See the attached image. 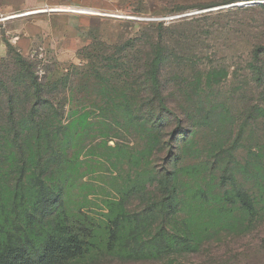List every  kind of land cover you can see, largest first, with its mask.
<instances>
[{"label": "rangeland", "instance_id": "1", "mask_svg": "<svg viewBox=\"0 0 264 264\" xmlns=\"http://www.w3.org/2000/svg\"><path fill=\"white\" fill-rule=\"evenodd\" d=\"M55 3L0 9V81L23 115L30 66L44 94L49 134L27 140L26 169L65 212L19 218L18 244L39 236L31 264H264V0ZM156 88L162 129L141 113L161 107Z\"/></svg>", "mask_w": 264, "mask_h": 264}, {"label": "trees", "instance_id": "2", "mask_svg": "<svg viewBox=\"0 0 264 264\" xmlns=\"http://www.w3.org/2000/svg\"><path fill=\"white\" fill-rule=\"evenodd\" d=\"M261 8H264V6ZM8 48L10 49V47ZM8 48H6L7 54L10 51ZM26 72L28 75L25 78L30 85L32 98V107L26 115L21 114L18 110L17 92L14 89H10L11 86L8 82L0 81L2 89L6 91H0V264H31L34 253L39 248L37 246L39 236H37L36 232L26 237V240L24 238L23 240L20 239L21 243L19 244L16 242V237L19 236L22 230L29 231L31 229L29 221L24 227L18 225L17 222L20 217H50V212L52 211L56 213L57 217L65 216L63 209H57L58 203L51 204V201L44 199L40 195V192L45 190L46 184L52 177L43 175V172H41L38 175L39 185H37L31 182V177L26 169L25 145L27 140L33 136L36 141H40L41 134H49L46 126L41 127L43 103L40 104L39 102L44 101L41 83L33 66H30ZM161 72L162 69L159 63L155 64L150 69V78L156 82ZM152 92L158 97L161 107L158 109L152 108L150 111L141 110V113L144 116L148 115V117L152 114L155 117L152 124L162 129L164 128L163 124L167 121L165 113L168 112L164 103L165 95L160 88H156V91ZM4 96L5 99L2 98ZM30 124H35L36 126L29 128ZM178 136L177 131H174L168 137V141H166L173 154L174 151L177 152L180 149L181 142ZM198 170V166H189L184 169L189 177L198 174ZM159 173L162 179L159 182L160 186L162 184L163 186L165 184L169 185L171 175L173 174L174 176L175 174L172 170H168L167 167L165 170H160ZM175 176L177 178L176 174ZM174 192L176 193V191ZM161 194H163L162 190ZM168 194L169 191L166 192V196ZM155 203L161 212H165V199L160 198L155 200ZM118 205L117 203L109 205L108 217H117L114 215ZM152 209L148 208L145 212L152 214ZM31 227L33 229L36 227L34 221ZM42 229H45L44 226H42Z\"/></svg>", "mask_w": 264, "mask_h": 264}, {"label": "crops", "instance_id": "3", "mask_svg": "<svg viewBox=\"0 0 264 264\" xmlns=\"http://www.w3.org/2000/svg\"><path fill=\"white\" fill-rule=\"evenodd\" d=\"M54 4H57L55 3V0H0V9L7 10L10 8L41 7ZM21 39L22 38H18L19 44L22 41Z\"/></svg>", "mask_w": 264, "mask_h": 264}, {"label": "bare ground", "instance_id": "4", "mask_svg": "<svg viewBox=\"0 0 264 264\" xmlns=\"http://www.w3.org/2000/svg\"><path fill=\"white\" fill-rule=\"evenodd\" d=\"M47 12H49V11H47ZM56 12V11H55ZM75 12L76 13H79V14H89L90 15V13H94V12H97L98 13V11H91V10H88V9H76L75 10ZM41 13H46V11L45 10H42V11H36V12H34V13H31L32 15H38V14H41ZM30 14V15H31ZM25 15H27V14H25ZM24 15V16H25ZM102 15V14H101ZM19 17H21V16H12V17H8V18H6V19H13V18H19ZM140 19V18H139Z\"/></svg>", "mask_w": 264, "mask_h": 264}, {"label": "built area", "instance_id": "5", "mask_svg": "<svg viewBox=\"0 0 264 264\" xmlns=\"http://www.w3.org/2000/svg\"><path fill=\"white\" fill-rule=\"evenodd\" d=\"M74 12V10L71 9H54V10H50V12Z\"/></svg>", "mask_w": 264, "mask_h": 264}, {"label": "water", "instance_id": "6", "mask_svg": "<svg viewBox=\"0 0 264 264\" xmlns=\"http://www.w3.org/2000/svg\"><path fill=\"white\" fill-rule=\"evenodd\" d=\"M255 4H261V3L260 2H251V3L243 4L241 6H244V5H255Z\"/></svg>", "mask_w": 264, "mask_h": 264}]
</instances>
